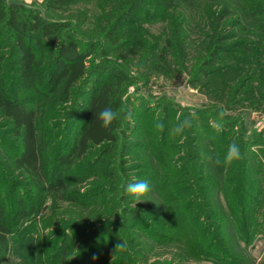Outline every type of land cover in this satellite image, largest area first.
<instances>
[{
    "label": "trees",
    "instance_id": "16d2710c",
    "mask_svg": "<svg viewBox=\"0 0 264 264\" xmlns=\"http://www.w3.org/2000/svg\"><path fill=\"white\" fill-rule=\"evenodd\" d=\"M9 1L0 0V115L9 121L12 127L10 134L15 142L11 143L0 133V262L9 252L11 242L18 238L19 242L24 243L30 234L29 229L41 224L58 202L88 208L106 200L107 192L104 188L90 184L88 191L82 189L87 181L99 178L100 175L105 176V180L114 176L113 171L106 166H114L109 159L112 158L121 130V151L124 153L130 145L126 140L131 129L128 123L132 112L128 87L134 80L131 72L133 65L128 59H125L127 63L123 70L94 62L91 64L94 47L82 48L77 41L66 38L68 22L43 19L39 11L10 6ZM240 1L243 4L240 6V18L228 26L226 18L231 12L225 5L216 12V0H118L114 11L106 10L105 7L101 9V40L115 44L122 39L129 27L141 20L146 6H154L161 17L166 14L170 17L169 11L172 16L175 15L176 8L195 10L194 26L198 27V34L206 31L199 38L198 44L204 46L205 55L200 57L203 59L201 70L204 72L205 69L204 76L217 75L220 69L210 71L207 67L226 55L245 54L248 58L252 56L261 62L259 68L247 72L249 77L244 80L241 91L252 82L264 80L261 72L264 71V51L246 42L230 44L234 36L230 33L252 27L259 40L264 43V0ZM55 4L68 5L69 0H49L42 9L46 11ZM184 24L185 22L173 27L172 37L176 43L173 50L186 56V44L178 38L181 33L183 35L182 28L180 30L179 27H184ZM255 91L261 93L262 97L264 84L255 88ZM106 107L120 113L119 118L107 130L101 127L98 119V114ZM199 112L202 111L198 110ZM78 113H81L82 119H78ZM152 113L155 116V112ZM61 115H66L64 126L54 124L61 119ZM146 119H149L148 115ZM210 119V124L205 125V128L215 129L211 132L212 135L207 136L210 156H223L228 145L233 142L232 139L226 141L230 139L231 131L235 133V129L240 128L223 119ZM76 121L78 122L75 123ZM125 123L127 128L123 132ZM143 125L152 152L161 159L164 149L159 145L164 146L166 142H159L158 132H154L155 128H152L153 122L151 126L148 122ZM163 135L165 141L168 133ZM237 140L242 154L241 167L237 163L220 167L218 174L213 168L214 178L216 179L215 175L220 177L219 184L216 185L215 180L204 174L201 165H195L193 170L196 173L202 172L200 181L213 180L212 184L200 186L202 192L209 187L211 191L213 188L216 190L214 201L223 210L221 220L228 223L236 240L248 247L255 235L264 234V151L253 148V137L247 136L244 130H241ZM5 162L9 165L7 171L11 174L18 172L21 179H11L10 175L2 171L1 167H5ZM225 172H229L227 177ZM231 174L234 177H230ZM236 176L239 177L235 186L237 190L232 191L228 185L234 183ZM164 177L161 172L157 173L153 183L154 190L163 199L164 218L165 221L168 220V228L164 230L167 232L161 238L159 234L151 232V228L141 230L155 243H179L185 248L186 255L197 261L239 264L230 257L229 252L219 251L220 246L223 247V242L218 241L221 238V225L215 228L216 231L209 224L203 226L197 215L192 217L187 214L189 208L183 207L179 196L174 195V189L181 191L182 195L186 187L193 190L190 181L184 182V187ZM193 193L191 196L195 195L197 198H193L190 204L209 197L207 192ZM206 206L209 208L210 203H206ZM202 209L203 207L200 211ZM208 211L207 219L212 221L217 213ZM73 230L76 229L63 227L60 232H55L52 236L57 237L55 249L49 250V253H46L42 238L38 239V264H69L68 260L74 254L78 242L71 236V232H75ZM107 233H112L116 243L118 239L122 240L117 226L112 222L87 233V239L93 246L83 256V264L126 262L123 260L113 263L114 246L102 243L100 249L96 248L95 245L101 243ZM122 251L127 253L126 249Z\"/></svg>",
    "mask_w": 264,
    "mask_h": 264
},
{
    "label": "rangeland",
    "instance_id": "374dc122",
    "mask_svg": "<svg viewBox=\"0 0 264 264\" xmlns=\"http://www.w3.org/2000/svg\"><path fill=\"white\" fill-rule=\"evenodd\" d=\"M15 1L26 2L41 8L47 6L49 2V0ZM116 1L118 0H69L68 5L55 4L46 10L50 21L68 22L66 38L77 41L82 48L94 47L91 64L94 62L123 70V66L127 63L125 59H128L133 65L131 72L134 80L128 87V96L132 101L131 119L128 123L131 129L126 136L130 145L124 153L121 151L123 145L121 130L118 143L114 145L112 151V158L109 159L110 164L114 166H106L113 171L114 176L107 180L101 175L99 178L89 179L90 181H87L82 189L88 191L90 184L104 188L107 192L106 200L88 208L76 205L73 207L68 203L58 202V205L56 204L55 208L46 214L41 224L33 225L29 229L30 234L24 243L19 242L18 238L11 242L10 250L0 264H38L36 242L42 238L46 253H49V250L55 249L57 241V237L52 236L55 232H60L63 227H74L77 230L71 232V236L78 242L73 251L74 254L68 260L69 264L73 262L83 264V256L89 247L93 246L87 239V233L101 226L104 227L108 222L117 226L120 237L128 244L127 253L122 250L115 252L113 263L124 260L126 261L124 264H213L189 258L185 248L179 243H155L141 230L151 228V232L159 234L161 238L162 234L167 232L164 230L168 228L166 222L168 220L165 221L164 218L163 199L154 190L153 183L154 176L159 172L165 176L166 180L170 179L184 187V182L190 181L193 190L186 187L183 195L176 189L173 193L179 196L178 199H181L183 207L189 208L187 214L192 217L197 215L199 223L203 226L209 224L213 226V231H216L215 228L221 225L219 231L221 238L218 241L223 242V247L220 246L219 251L229 252L230 257L239 264H263L264 234L255 235L252 244L245 247L243 243L236 240L228 223L221 220L223 210L214 201L217 196L216 190L213 188L211 191L209 187L207 191L202 192L200 187L212 184L213 180L216 185L219 184L220 177L215 175V179L212 173L214 168L218 174L220 167L214 166L209 159L210 146L207 142V136L212 135L211 132L215 129L205 128V125L210 124L211 117L220 119L218 112L221 108L227 111L223 120L234 123L240 128H236L235 133L231 131L230 139L226 141L229 142L232 139L233 142H237L241 130H244L247 136L253 137L251 144L253 148L256 151H264V94L261 97V93L255 91V88L264 84V80L252 82L240 91L244 80L249 77L247 72L259 68L261 62L252 56L248 58L245 54L226 55L219 62L207 67L210 71L214 68L220 69L217 75L204 76L205 69L204 72L201 70L203 59L200 58L205 55L204 46L198 44L199 38H202L201 35H205L206 31H201V35L198 34V27L194 26L196 11L186 8H176L175 15L172 16L169 11L170 17H167V14L161 17L154 6H146L141 20L129 27L122 39L120 38L115 44L104 42L101 40L99 27L101 9L105 7L106 10L114 11ZM216 1V12H219L224 5L231 12L226 18L228 26L240 18V6H243L240 0ZM184 22V27H179L180 30L182 28L183 35L181 33L178 38L186 44V56L177 54L173 50L176 43L172 37L173 27ZM230 34H234L230 44L246 42L264 51V43L259 40L252 27L245 31L234 30ZM261 72L264 74V71ZM154 108L155 111H153ZM198 110L202 112L198 113ZM152 112H155V116ZM77 115L78 119H82L81 113ZM147 115L149 119H146ZM185 118L191 120V127L182 135H171L170 129ZM144 122H148L150 126L153 122L152 128H155L154 132H158L159 142L161 144L166 142L164 146L159 145L164 149V156L161 159L157 158L150 148ZM65 123L66 115H61V119L54 124L64 126ZM157 123L164 125L162 131L156 127ZM126 128L125 123L122 127L123 132ZM11 131L9 121L0 115V133L14 143L15 138L11 136ZM163 133H168L165 141ZM75 134L76 131L72 140ZM16 145L18 146V142ZM196 157L198 158L195 159ZM240 162L241 160L236 162L239 167H241ZM248 163L251 164L250 161ZM195 165H201L204 174L213 180L200 181L202 172H194ZM8 167L9 165L5 162V167H1L2 171L10 175L11 179H21L18 172L9 173ZM228 173L225 172V177ZM230 177L234 175L231 174ZM196 178L199 179L196 180ZM238 178L236 176L234 183L228 185L232 191L237 190L235 186ZM137 180H147L151 191L146 198L149 201L138 203L135 207L132 197L124 193L121 185L134 183ZM249 190L251 191V188ZM193 191L198 194L207 192L209 197L190 204L193 198L195 200L197 198L195 195L191 196L194 194ZM206 203H210L209 208ZM195 209H198L197 212ZM208 210L217 213L212 221L207 219ZM102 243L112 247L116 245L112 233H107L101 243L95 245L96 248L100 249Z\"/></svg>",
    "mask_w": 264,
    "mask_h": 264
},
{
    "label": "clouds",
    "instance_id": "9594fccd",
    "mask_svg": "<svg viewBox=\"0 0 264 264\" xmlns=\"http://www.w3.org/2000/svg\"><path fill=\"white\" fill-rule=\"evenodd\" d=\"M227 111L223 108L218 112V117L222 120ZM120 113L111 108H105L98 114V119L101 122V127L104 129H109L113 122L119 118ZM156 127L161 131L164 128L162 123H157ZM191 127V120L188 118L183 119L179 123H177L172 129H170L171 135H182L186 129ZM242 158V154L240 151V146L236 142H232L228 145L226 152L223 156L219 154H214L210 156L209 159L213 162L214 166L217 167H226L231 166L234 163L238 162ZM124 193L128 196H131L134 201V206L138 203H143L147 200V196L151 191V186L147 180H137L134 183H128L126 185H121ZM128 244L127 241H123L118 239V242L114 246V253L117 251L127 249Z\"/></svg>",
    "mask_w": 264,
    "mask_h": 264
},
{
    "label": "water",
    "instance_id": "95a60500",
    "mask_svg": "<svg viewBox=\"0 0 264 264\" xmlns=\"http://www.w3.org/2000/svg\"><path fill=\"white\" fill-rule=\"evenodd\" d=\"M9 5L10 6H17V7H23V8H27L30 10H35V11H39L42 15L43 19H47V14L46 11L43 10L41 7L38 6H34L31 4H27L26 2H22V1H15V0H10L9 1Z\"/></svg>",
    "mask_w": 264,
    "mask_h": 264
}]
</instances>
